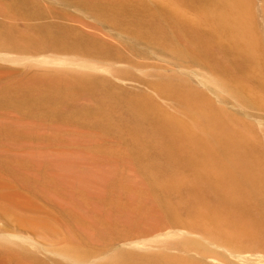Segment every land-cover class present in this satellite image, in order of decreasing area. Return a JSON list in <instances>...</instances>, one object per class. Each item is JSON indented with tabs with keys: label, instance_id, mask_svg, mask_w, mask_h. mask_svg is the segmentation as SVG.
I'll return each mask as SVG.
<instances>
[{
	"label": "rangeland",
	"instance_id": "obj_1",
	"mask_svg": "<svg viewBox=\"0 0 264 264\" xmlns=\"http://www.w3.org/2000/svg\"><path fill=\"white\" fill-rule=\"evenodd\" d=\"M237 1L0 0V264H264V0Z\"/></svg>",
	"mask_w": 264,
	"mask_h": 264
},
{
	"label": "bare ground",
	"instance_id": "obj_2",
	"mask_svg": "<svg viewBox=\"0 0 264 264\" xmlns=\"http://www.w3.org/2000/svg\"><path fill=\"white\" fill-rule=\"evenodd\" d=\"M227 7V6H226ZM233 9H239V12H241V13H243V10H244V8H243V6L237 1V0H229V9H228V11H221V12H219L218 14H217V19L219 20V21H221V22H223V23H226V25H227V19H228V17L230 16V14H231V12H230V14L228 13L230 10H233ZM227 10V9H226ZM216 15V14H215ZM234 16V15H233ZM243 19H244V16H243ZM238 21V20H237ZM236 22V21H235ZM228 24H230V23H228ZM243 24V23H242ZM227 26H229V25H227ZM241 26V25H240ZM221 28V27H220ZM223 28V27H222ZM225 28V27H224ZM253 51V50H252Z\"/></svg>",
	"mask_w": 264,
	"mask_h": 264
}]
</instances>
